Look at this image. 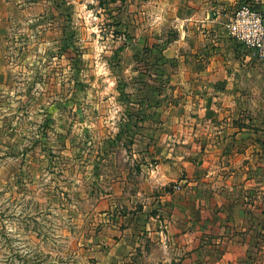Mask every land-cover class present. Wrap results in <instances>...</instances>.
I'll return each mask as SVG.
<instances>
[{
	"label": "rangeland",
	"instance_id": "obj_1",
	"mask_svg": "<svg viewBox=\"0 0 264 264\" xmlns=\"http://www.w3.org/2000/svg\"><path fill=\"white\" fill-rule=\"evenodd\" d=\"M45 1L0 27V264H207L233 238L264 247V77L225 74L216 91L203 74L209 23L227 34L264 0ZM174 158L192 165L169 177ZM183 193L200 201L194 258L176 242L193 227L174 232L164 202Z\"/></svg>",
	"mask_w": 264,
	"mask_h": 264
},
{
	"label": "crops",
	"instance_id": "obj_2",
	"mask_svg": "<svg viewBox=\"0 0 264 264\" xmlns=\"http://www.w3.org/2000/svg\"><path fill=\"white\" fill-rule=\"evenodd\" d=\"M46 1L45 0H0V27L5 26V24L8 21H11L12 19V14L11 12H23L27 11L28 9L34 8L35 6L44 4ZM216 20L212 21L209 23V26L212 25V27H215L212 30L213 33V40L211 42L213 45L216 47L213 52V59L211 58V63L209 65L204 64V71L203 74L205 75H210V77H213V84H211V89H214L216 91H222L226 86L223 78H225V74L228 77V79L232 76H237L240 73L244 74V83L250 82L254 75H258L259 78L264 77V57H260L258 52L252 51L250 49H247L244 47L242 44L237 42L235 39H233L230 34H229V29L228 25L229 22L225 25V29L227 31V34L224 33L221 29L216 28V25L213 26L216 22ZM210 43V39L206 40V42H203V47L205 48L206 45ZM185 44H188V39L186 38ZM182 45V44H180ZM188 54H186V57ZM226 60L228 61L226 64ZM187 72L191 74L193 72V69L191 67L188 68ZM234 80V79H233ZM203 88L206 87V84H203ZM234 85V84H233ZM237 86H233V89H235ZM228 89V87H226ZM234 104V103H233ZM168 165V170L167 172L169 173V177H177L180 176V173L182 174L184 171H188L187 169L189 168V164L187 162H181L180 164H177L174 161H165ZM167 177L168 181H171ZM166 179V178H165ZM165 179L160 178L158 180V183L160 186H163ZM262 182V179H260ZM187 183V181H186ZM188 184V183H187ZM262 187V184L260 183V188ZM175 194H170L164 198V202L167 203L166 206L169 207L170 213L173 216L171 221H172V226L175 227L174 232L180 231V228L186 229L187 227H193L190 230H184V234L182 232L176 233V235H179L178 239H176L177 243H180L181 246L187 245L190 248V251H195L197 250L196 247H198V236H201L202 233L200 234L197 232V227L192 226L191 219L187 216L188 209H189V203L188 202H200L199 198H192L190 200L187 198V195L184 193L182 196H173ZM175 197V198H174ZM198 211V207L193 211L195 214ZM264 210L260 208V218L264 215L262 214ZM169 213V214H170ZM154 215V216H153ZM150 215V219L153 216V218H156L158 214H153ZM140 218V216H137ZM148 217V218H149ZM171 217V216H170ZM165 218V217H164ZM190 219V220H189ZM200 219H205L202 221V223L207 224L208 221L211 222V220H208V218H203L201 217ZM199 219V221H200ZM152 220V219H151ZM197 220V218H195ZM128 222L134 221L136 222V218L132 215L127 219ZM156 221V220H155ZM218 227H220V224H217ZM210 227V225H207ZM132 225L130 226V228ZM135 229V227H134ZM172 231V228H169ZM219 229V228H218ZM145 228H143L142 231H137L138 235H144ZM226 231H229L228 228L225 229ZM263 230V227L260 226L258 228V231L261 233ZM242 231H245L243 229ZM130 232V231H129ZM250 233V232H249ZM150 234V233H149ZM252 234V233H251ZM250 234V235H251ZM132 235V234H130ZM248 235V236H250ZM251 237V236H250ZM128 236H125V242L124 244L126 245H121L124 250L128 249ZM138 241H140L139 238H137ZM229 245L226 248H223L220 250V252H217V255L214 256L213 259L209 260L211 255L207 260L209 262L207 264H264V255L260 257V261H253L252 260V251H259V253L263 251L264 253V247H261L259 244H256L255 242L252 241H244L240 242L236 238H233L232 240L229 241ZM256 246L260 249H257ZM130 247V246H129ZM262 250V251H260ZM194 255L196 256V251L193 252L192 257L194 258ZM188 264H192L189 262Z\"/></svg>",
	"mask_w": 264,
	"mask_h": 264
},
{
	"label": "built area",
	"instance_id": "obj_3",
	"mask_svg": "<svg viewBox=\"0 0 264 264\" xmlns=\"http://www.w3.org/2000/svg\"><path fill=\"white\" fill-rule=\"evenodd\" d=\"M228 29L233 39L264 57V17L260 12L241 7L230 18Z\"/></svg>",
	"mask_w": 264,
	"mask_h": 264
}]
</instances>
